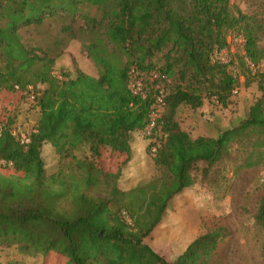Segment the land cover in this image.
Listing matches in <instances>:
<instances>
[{
  "label": "trees",
  "instance_id": "trees-1",
  "mask_svg": "<svg viewBox=\"0 0 264 264\" xmlns=\"http://www.w3.org/2000/svg\"><path fill=\"white\" fill-rule=\"evenodd\" d=\"M52 19L67 22L61 32L83 42L97 76L55 73L59 54L22 42L20 30ZM261 32V23L233 11L230 0H0V91L12 99L0 110L1 167L12 171L0 173V245L21 244L45 264H212L230 236L225 227L196 236L171 261L144 239L172 199L195 183L196 172L205 178L233 150L239 153L234 174L264 166ZM231 34L242 39L261 97L238 124L216 137L191 139L176 111L198 108L204 98L227 106L237 78L214 57L227 49ZM161 90L165 106L155 132L162 135L152 160L162 175L120 190L133 133L148 126ZM21 104L37 114L24 134L14 129ZM45 144L60 160L48 176ZM256 221L264 229V194Z\"/></svg>",
  "mask_w": 264,
  "mask_h": 264
},
{
  "label": "rangeland",
  "instance_id": "rangeland-1",
  "mask_svg": "<svg viewBox=\"0 0 264 264\" xmlns=\"http://www.w3.org/2000/svg\"><path fill=\"white\" fill-rule=\"evenodd\" d=\"M230 6L233 11L238 9L261 23L258 46L264 51V0H230ZM84 11L93 13L94 9L84 7ZM63 24L67 22L52 19L39 27L20 30V38L27 47L42 48L51 56L59 54L54 66L55 73L65 71L73 74L79 70L97 76L95 66L82 47L83 42L62 33ZM227 42L228 47L220 52V57L229 64V71L237 78L236 87L226 107L219 105L215 99L204 98L198 108L183 105L177 109L175 121L191 139L216 137L221 131L238 124L245 119L250 106L261 97L259 85L252 78L256 70L245 69L247 60L241 37L228 35ZM263 66L261 64L260 69ZM248 71H251L250 74ZM8 96L0 91V110L3 113L7 102L12 100ZM18 101L17 97L14 103ZM15 116V132L24 134L34 126L37 114L29 105L21 104ZM161 135L159 130L154 134L156 140H160ZM133 141L130 144L131 149L133 146L131 160L121 169L117 186L123 191L162 175V171L153 163V153L147 149L153 142L141 132ZM77 156L83 157L84 152ZM238 156L239 153L233 150L231 158L216 164L205 178L196 172L195 183L172 199L161 223L144 239V243L171 261L196 236L222 226L228 229L230 236L219 244L212 264H264V229L256 221L264 194V166L234 174L233 159ZM41 157L47 176L58 170L59 157L49 144L43 145ZM2 164L0 161V173L11 174L12 171L1 167ZM202 167V164L199 165V169ZM31 253L21 249V244L0 245V264H45L41 254Z\"/></svg>",
  "mask_w": 264,
  "mask_h": 264
},
{
  "label": "built area",
  "instance_id": "built-area-1",
  "mask_svg": "<svg viewBox=\"0 0 264 264\" xmlns=\"http://www.w3.org/2000/svg\"><path fill=\"white\" fill-rule=\"evenodd\" d=\"M214 59L220 60L221 62H225L224 58L220 57V54L216 55V57H214ZM249 67L253 68V66L250 64H249ZM139 86H140L139 83H137L134 86L132 85V88L134 89L133 91L135 93L139 91V89H140ZM29 90H31V88H29ZM29 94L30 95L28 97V100L30 103H33V99H34L33 93L30 92ZM164 106H165L164 105V92H163V90H161L157 96V100L155 103L154 110L150 115V122H149L148 126L143 131H141V133L143 135H145L146 137H148L151 140V143L153 142L151 145V148H150V151L153 154H155L157 152V149L160 146V140H156L154 134H155L156 129L158 128V119L160 118V116L162 114L161 111L164 109Z\"/></svg>",
  "mask_w": 264,
  "mask_h": 264
},
{
  "label": "crops",
  "instance_id": "crops-1",
  "mask_svg": "<svg viewBox=\"0 0 264 264\" xmlns=\"http://www.w3.org/2000/svg\"><path fill=\"white\" fill-rule=\"evenodd\" d=\"M138 133H139V132L133 133V137L135 138V136H137ZM133 142H134V141H133ZM132 149H133V146H132ZM186 247H187V246H186ZM186 247H185V248H186ZM183 251H184V250H183ZM183 251H182V252H183ZM182 252H181V253H182Z\"/></svg>",
  "mask_w": 264,
  "mask_h": 264
}]
</instances>
